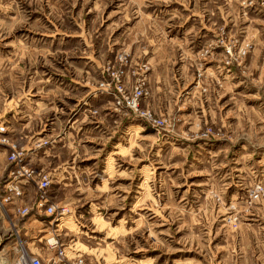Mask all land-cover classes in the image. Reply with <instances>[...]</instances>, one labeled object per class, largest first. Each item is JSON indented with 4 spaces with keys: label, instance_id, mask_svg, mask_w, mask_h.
Listing matches in <instances>:
<instances>
[{
    "label": "rangeland",
    "instance_id": "rangeland-1",
    "mask_svg": "<svg viewBox=\"0 0 264 264\" xmlns=\"http://www.w3.org/2000/svg\"><path fill=\"white\" fill-rule=\"evenodd\" d=\"M0 128V264H264V0H0Z\"/></svg>",
    "mask_w": 264,
    "mask_h": 264
},
{
    "label": "built area",
    "instance_id": "built-area-1",
    "mask_svg": "<svg viewBox=\"0 0 264 264\" xmlns=\"http://www.w3.org/2000/svg\"><path fill=\"white\" fill-rule=\"evenodd\" d=\"M128 106L130 108H134V104H132V101L128 102ZM144 117L152 121L156 126L162 125L161 122H158L151 118L149 114H144ZM0 132H4V129L0 128ZM24 156V150H17L14 145H11L7 159L10 163H21ZM18 175L20 178L23 179V182L36 181L37 196L34 205V209L36 212H42L46 217L52 218V221H55L56 218L65 214V208H62L50 202L48 191L52 181L48 175H35L34 172L30 170H21ZM22 196L23 194L18 186H11L9 188L8 196H5L1 200L2 205L11 204L12 202H14V200L22 198ZM30 212L31 208L27 206H22L16 209V213L19 217H26L29 215ZM50 245L53 249L56 248L55 242ZM60 255H62V253H60ZM17 264H41V260L37 256H29L28 254L22 251L17 259ZM77 264H83V262L81 260H78Z\"/></svg>",
    "mask_w": 264,
    "mask_h": 264
},
{
    "label": "crops",
    "instance_id": "crops-1",
    "mask_svg": "<svg viewBox=\"0 0 264 264\" xmlns=\"http://www.w3.org/2000/svg\"><path fill=\"white\" fill-rule=\"evenodd\" d=\"M4 161L3 154H0V167ZM31 186L24 187V194L22 198L14 200L10 205L7 206L8 212L10 214V219H7L6 216L2 211H0V241L5 242V245L3 246L2 251L13 249L15 250V244L14 247L11 245V237L14 236V231L12 229V226L16 230L17 233H22L23 237L27 239L28 235H30L31 238H34V235L37 233L42 232V227L44 225L37 221V219H31L35 216H30L26 219L19 218V216L16 214V209L22 207V206H28L31 205L34 199V194L32 196L31 193ZM8 220V221H7ZM10 223V224H9ZM36 223L38 225H36ZM0 251V252H2ZM2 252V253H3ZM1 253V254H2ZM17 264V259H16Z\"/></svg>",
    "mask_w": 264,
    "mask_h": 264
},
{
    "label": "bare ground",
    "instance_id": "bare-ground-1",
    "mask_svg": "<svg viewBox=\"0 0 264 264\" xmlns=\"http://www.w3.org/2000/svg\"><path fill=\"white\" fill-rule=\"evenodd\" d=\"M52 241V240H51ZM49 243V242H48ZM52 244H53V242H52Z\"/></svg>",
    "mask_w": 264,
    "mask_h": 264
},
{
    "label": "water",
    "instance_id": "water-1",
    "mask_svg": "<svg viewBox=\"0 0 264 264\" xmlns=\"http://www.w3.org/2000/svg\"><path fill=\"white\" fill-rule=\"evenodd\" d=\"M1 249V248H0Z\"/></svg>",
    "mask_w": 264,
    "mask_h": 264
}]
</instances>
